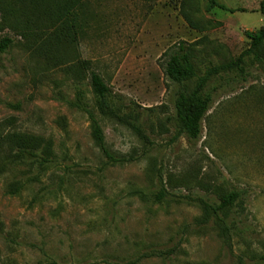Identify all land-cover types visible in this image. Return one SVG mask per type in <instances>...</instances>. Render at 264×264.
<instances>
[{
    "label": "rangeland",
    "instance_id": "obj_1",
    "mask_svg": "<svg viewBox=\"0 0 264 264\" xmlns=\"http://www.w3.org/2000/svg\"><path fill=\"white\" fill-rule=\"evenodd\" d=\"M263 1L0 0V42L13 41L0 55V124L55 153L0 176V264H264V51L209 85L236 91L217 93L197 142L175 118L163 59L183 42L200 76L236 62L264 28ZM90 71L122 120L100 112ZM87 112L126 161L96 147ZM231 192L242 197L225 238L200 200Z\"/></svg>",
    "mask_w": 264,
    "mask_h": 264
},
{
    "label": "trees",
    "instance_id": "obj_2",
    "mask_svg": "<svg viewBox=\"0 0 264 264\" xmlns=\"http://www.w3.org/2000/svg\"><path fill=\"white\" fill-rule=\"evenodd\" d=\"M260 12L264 15V1L260 4ZM250 48L242 53L236 62H231L220 66H209L203 76L198 74V70L193 62L195 48L181 42L170 48L164 54V68L166 77L176 86L175 91V118L180 124L181 131L193 142L200 140L204 121L210 112L218 92L228 94L231 84L226 88L220 86L213 92H208L209 85L217 78L230 75L234 71L244 74V60L253 58L262 61L264 51V28L256 34H248ZM13 41L5 38L0 42V55L5 54L12 46ZM83 69L85 68L82 66ZM90 82L95 95L99 100V110L103 115L120 118L113 110L110 102L111 91L100 74L90 71ZM196 80L194 89H189L187 84ZM235 92V89H231ZM91 123L92 137L96 147L103 153L105 158L112 163H120L126 160L117 159L107 149L105 136L102 128L92 112H87ZM128 123V122H127ZM132 129L144 138L140 127L128 123ZM54 144L52 140L41 137L6 131L4 125L0 124V176L5 174L7 169L29 164L40 168H45L54 162ZM19 186H11V191L17 193ZM165 194L160 192L155 201L161 203L165 199ZM238 192H231L220 198L218 204H213L201 199L204 208L203 222L209 223L215 219L222 230L223 237H229L233 224V207L241 199Z\"/></svg>",
    "mask_w": 264,
    "mask_h": 264
}]
</instances>
